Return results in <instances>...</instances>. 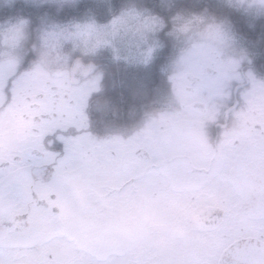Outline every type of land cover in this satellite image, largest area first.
<instances>
[{
  "label": "flooded vegetation",
  "instance_id": "obj_1",
  "mask_svg": "<svg viewBox=\"0 0 264 264\" xmlns=\"http://www.w3.org/2000/svg\"><path fill=\"white\" fill-rule=\"evenodd\" d=\"M217 1L231 19L221 10L209 16L232 23L230 48L218 62L199 59L201 73L192 72L190 57L182 75L171 73L180 48L164 49L156 65L168 89L147 97L146 109L157 119L168 111L170 118L153 127L121 123L115 138L88 118L90 101L95 106L103 98L93 96L94 81L85 84L95 67L84 72L74 63L15 64L0 50V175L19 185L24 197L20 204L0 203V219L12 228L28 225V242L44 239L63 247L61 253L71 247L72 257L61 258L69 262L231 264L223 260L236 245L258 247L239 222L264 208V111H238L242 102L234 87H264V0ZM224 79L233 87L227 98L207 94L205 81ZM137 133H147L150 144L136 143ZM181 160L189 166L177 165ZM123 163L138 172L124 186L151 169L156 189L125 191L113 202L112 169ZM225 209L237 223H218Z\"/></svg>",
  "mask_w": 264,
  "mask_h": 264
},
{
  "label": "rangeland",
  "instance_id": "obj_2",
  "mask_svg": "<svg viewBox=\"0 0 264 264\" xmlns=\"http://www.w3.org/2000/svg\"><path fill=\"white\" fill-rule=\"evenodd\" d=\"M5 1L11 2L14 0ZM25 1L41 3L56 0ZM226 2H236V0H226ZM27 24L28 19L24 17L0 21V50L12 63L17 64L21 61L23 62V56L21 57V55L25 53ZM164 26L165 22L160 16L151 13L147 9L138 7L122 9L116 15H113L110 20L105 22H100L93 17L67 22H47L40 32V60L36 61L35 59L33 62L42 64L74 63L78 65L79 69H84V72L92 70V68L95 67V76L91 77V79L85 83L88 84L94 81L91 86L94 93L101 87V70L97 69L96 61L90 59L84 60L82 58L83 55L93 56L101 50H108L116 60H123L126 64L147 66L154 59L155 53L164 47V41L159 35ZM167 33L171 35L170 46L180 48L178 49L179 53H181L180 57L172 63L175 65L172 66L171 69V73H177L179 75L190 70V65L188 63L190 57L196 63L195 68L192 69L194 73H201L202 71L201 61H199V59L206 60L205 57H207L208 63L210 60L218 62L219 54L224 52L225 49L229 47L226 44H231L233 40L231 34H235L229 23L217 21L207 14L196 12L189 15H175L172 27ZM73 54L79 55L74 56ZM205 82L209 86L207 92L209 95L221 94L223 98H227L229 89H233V87H230L228 80L225 79L220 84L213 80H207ZM85 87L89 88V86ZM234 88L237 95L236 101L238 99L243 103L239 104V108H237L238 111L250 108H261V110L264 111V87L255 88L242 85ZM161 93L162 92L158 90L154 97L161 95ZM199 93L202 95L205 94L202 90H199ZM192 113L195 118L201 116L194 111ZM159 117L160 119H157V117L153 116L149 111L144 113L134 125L153 127L155 122H158L159 125V121L164 123L166 118H170L169 112H162ZM111 136L115 138L120 135L114 133L111 134ZM134 137H138L135 138V142L138 144H150L146 139L148 137L147 133L142 135L137 133ZM177 137L178 136H175L171 139L173 143L172 148L176 147L174 144L176 143ZM181 139L183 140L182 137ZM113 148H115V146H113ZM193 159L195 158L193 157ZM197 162L203 163L202 160H197ZM181 163H183L185 168L189 166L187 160L176 162L177 165ZM224 170H226V167H224ZM137 173L136 166L130 164L123 163V168L113 167L110 182L113 188L111 194L113 202L121 201L125 191L143 193L151 192L156 189L152 184L154 172H152L151 169H149L148 174L144 178L135 179V182L124 186V182H126L130 176H136ZM235 180L237 182L236 189L239 183L237 178H235ZM122 183L123 189H120ZM227 185L228 184H225V186ZM255 210L256 212L259 211L258 208H255ZM49 246L60 258H71L73 255V249L71 247H65L64 252L61 253L59 250L63 247L58 248L55 244Z\"/></svg>",
  "mask_w": 264,
  "mask_h": 264
},
{
  "label": "trees",
  "instance_id": "obj_3",
  "mask_svg": "<svg viewBox=\"0 0 264 264\" xmlns=\"http://www.w3.org/2000/svg\"><path fill=\"white\" fill-rule=\"evenodd\" d=\"M129 7L147 9L165 22L159 33L164 47L155 53L151 63L147 66L126 64L123 60L114 59L108 50H101L93 56H82L84 60L96 61L101 70V87L93 96L100 95L103 98L95 100V106L93 100L90 101L87 109L90 125L114 133L121 123L125 128L133 126L140 119L143 109L139 108V104H146L145 96L154 97L157 90L168 89V80L158 74L156 64L162 61L160 58L164 49L171 45V35L167 31L172 27L174 16L189 15L192 12L214 15L221 10L222 14L231 19L225 4L217 0H56L41 3L0 0V21L19 17L28 19L23 60L29 58L33 62L39 52L40 32L45 23L84 20L89 17L105 22ZM165 57L168 55L165 54Z\"/></svg>",
  "mask_w": 264,
  "mask_h": 264
},
{
  "label": "snow or ice",
  "instance_id": "obj_4",
  "mask_svg": "<svg viewBox=\"0 0 264 264\" xmlns=\"http://www.w3.org/2000/svg\"><path fill=\"white\" fill-rule=\"evenodd\" d=\"M23 198L19 185L0 175V203L20 204ZM218 223L235 224L237 221L233 218L231 210L225 209L224 215L218 218ZM239 223L241 231L247 228L250 233L249 240L257 239L259 244L258 247H253L251 243L243 249L237 247L233 253L235 259L232 264H264V208ZM26 231H31L28 225H25L24 229L12 228L0 219V264H115L110 260L100 261L87 257L65 261L50 248L49 241L41 239L28 242L25 238ZM9 236L13 239L9 240L7 238ZM122 264H142V262L130 260ZM205 264H217V262L209 260Z\"/></svg>",
  "mask_w": 264,
  "mask_h": 264
},
{
  "label": "water",
  "instance_id": "obj_5",
  "mask_svg": "<svg viewBox=\"0 0 264 264\" xmlns=\"http://www.w3.org/2000/svg\"><path fill=\"white\" fill-rule=\"evenodd\" d=\"M237 247L241 248L242 245H241V244H238V245H236L233 249H231V250L229 251V253L224 257V260H223L224 263L228 261V262H230V263L232 264L233 260L235 259L233 253H234V251L236 250ZM257 258H258V257H257Z\"/></svg>",
  "mask_w": 264,
  "mask_h": 264
}]
</instances>
